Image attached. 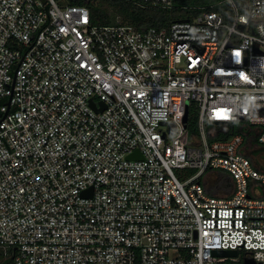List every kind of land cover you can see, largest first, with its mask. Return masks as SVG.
Here are the masks:
<instances>
[{
    "label": "built area",
    "instance_id": "built-area-1",
    "mask_svg": "<svg viewBox=\"0 0 264 264\" xmlns=\"http://www.w3.org/2000/svg\"><path fill=\"white\" fill-rule=\"evenodd\" d=\"M87 1L0 0L4 254L11 264H264V151L253 154L264 150V0L203 5L145 30L94 24ZM217 121L240 131L210 140ZM218 169L233 189L215 196L201 176ZM229 249L237 255L214 253Z\"/></svg>",
    "mask_w": 264,
    "mask_h": 264
},
{
    "label": "trees",
    "instance_id": "trees-1",
    "mask_svg": "<svg viewBox=\"0 0 264 264\" xmlns=\"http://www.w3.org/2000/svg\"><path fill=\"white\" fill-rule=\"evenodd\" d=\"M243 2L245 0H236ZM91 17L94 24H111L117 21V16L124 18L123 23L134 25L139 30H145L150 27H164L174 20L187 19L200 13L199 8L203 5L215 4L213 9L224 11L229 8L228 3L223 0H175L173 8H153L140 7L129 0H88ZM214 128V132L209 134L210 140L227 139L234 133L240 131L239 124H209ZM191 133V140L194 141L197 135V119L194 115L188 123ZM216 177L208 186V193L220 196L223 193L231 192L233 189V175L225 169L215 171ZM11 259L0 261V264H11Z\"/></svg>",
    "mask_w": 264,
    "mask_h": 264
},
{
    "label": "water",
    "instance_id": "water-1",
    "mask_svg": "<svg viewBox=\"0 0 264 264\" xmlns=\"http://www.w3.org/2000/svg\"><path fill=\"white\" fill-rule=\"evenodd\" d=\"M48 6H49V5H48ZM48 6H47V8H48ZM46 12H47V11H46ZM47 15H48V13H47ZM49 19H50V18H49ZM48 22H49V20H48ZM48 22L46 23V25L48 24ZM46 25H45V26H46ZM45 26H44V27H45ZM44 27H43V28H44ZM41 31H42V30H41ZM41 31H40V32H41ZM39 34H40V33H39ZM38 36H39V35H38ZM38 36H37V38L35 39V41L30 45V47L27 49V51H28V50L31 48V46L37 41ZM27 51H26V52H27ZM26 52L24 53L22 59L24 58ZM257 53H258V51H257ZM22 59H21V61H22ZM21 61H20V63H21ZM20 63H19V65H20ZM19 65H18V67H17V69H16V71H15V76H14V81H13V87H12V89H10V90H11L10 100H8V103H5V104H8V108H9V105H10V101H11V97H12V93H13V88H14V83H15V78H16V74H17V70H18V68H19ZM4 84H5L6 88L9 89V85H10V84H8V83H4ZM187 105H188V104H187ZM93 106H94V103H93ZM8 108H7V110H8ZM257 111H259V110H257ZM6 114H7V111H6L5 115L1 118L0 122L5 118ZM187 119H188V116H187V112H186L185 117H184V121L186 122ZM220 123H221V121H217V122H216V124H220ZM163 124H164V123H163ZM134 157H137L136 154H131V155L129 156V158H134ZM214 253L217 254V255L236 256V255H237V250H232V249H229V250H216ZM245 264H256V262H255L254 260H252V259H246V260H245Z\"/></svg>",
    "mask_w": 264,
    "mask_h": 264
},
{
    "label": "rangeland",
    "instance_id": "rangeland-1",
    "mask_svg": "<svg viewBox=\"0 0 264 264\" xmlns=\"http://www.w3.org/2000/svg\"><path fill=\"white\" fill-rule=\"evenodd\" d=\"M117 20L119 21H124V18L121 17L120 15L117 16ZM258 145H255V150L253 151V154L256 155V156H259V154L264 151L262 150L261 148H257ZM257 148V149H256ZM264 158V156H263ZM261 162L262 164L264 165L263 163V160L261 159ZM262 168H264L262 166ZM216 172H213V171H206L202 176H201V179H202V182L204 184V186L206 187V190L208 192V186L213 182L214 178L216 177ZM8 257L4 254V251L3 249L0 248V261H3V260H6Z\"/></svg>",
    "mask_w": 264,
    "mask_h": 264
}]
</instances>
